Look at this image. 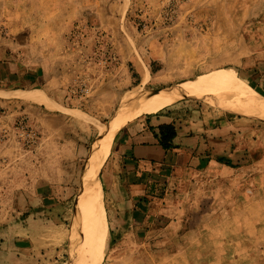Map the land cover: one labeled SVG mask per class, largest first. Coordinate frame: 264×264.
<instances>
[{
    "label": "rangeland",
    "instance_id": "374dc122",
    "mask_svg": "<svg viewBox=\"0 0 264 264\" xmlns=\"http://www.w3.org/2000/svg\"><path fill=\"white\" fill-rule=\"evenodd\" d=\"M0 61L34 75L25 83L0 70V213L16 190L70 186L61 230L75 264L78 176L100 128L139 94L195 76L231 74L257 93L246 76L264 61V0H0ZM2 90H37L66 110ZM230 117L241 160L196 176L160 230L111 232L102 193L98 264H264V122Z\"/></svg>",
    "mask_w": 264,
    "mask_h": 264
},
{
    "label": "crops",
    "instance_id": "0c3cea01",
    "mask_svg": "<svg viewBox=\"0 0 264 264\" xmlns=\"http://www.w3.org/2000/svg\"><path fill=\"white\" fill-rule=\"evenodd\" d=\"M0 70L14 81H33L34 75L21 71L17 63L0 61ZM230 76L235 78L226 74ZM246 79L256 94L264 97V61L258 63L255 77ZM1 92L10 96L26 91ZM200 99L207 100L189 101ZM53 110L63 113L66 109L56 104ZM230 115L249 118L219 97L185 98L117 130L99 172L110 231L160 230L192 194L189 189L195 187L196 176L203 170L232 169L216 161V157L231 162L242 157L241 134L235 131L233 135L240 124L233 123ZM169 131L174 134L168 141ZM73 197L66 185L41 184L16 190L10 207L0 213V264H70L71 231L62 233L61 212Z\"/></svg>",
    "mask_w": 264,
    "mask_h": 264
},
{
    "label": "bare ground",
    "instance_id": "6f19581e",
    "mask_svg": "<svg viewBox=\"0 0 264 264\" xmlns=\"http://www.w3.org/2000/svg\"><path fill=\"white\" fill-rule=\"evenodd\" d=\"M12 94L50 111L56 108L52 100L37 90L14 92L10 95ZM202 97H219L238 113L264 120V97L245 86L235 84L219 72L195 76L148 94L141 93L132 101L117 107L106 125L100 128L102 135L96 136L97 139L91 143L86 163L78 176L75 215L82 235L83 256L75 264H98L105 247L106 221L101 201L99 171L108 155L115 132L131 120L144 114L155 113L181 99Z\"/></svg>",
    "mask_w": 264,
    "mask_h": 264
},
{
    "label": "trees",
    "instance_id": "16d2710c",
    "mask_svg": "<svg viewBox=\"0 0 264 264\" xmlns=\"http://www.w3.org/2000/svg\"><path fill=\"white\" fill-rule=\"evenodd\" d=\"M173 131H169V133L167 134V140L169 141L172 137H173ZM216 161L219 162V163H222V164H225L226 166L228 167H231L233 168L234 166H232L229 162L228 159L226 158H223V157H216Z\"/></svg>",
    "mask_w": 264,
    "mask_h": 264
},
{
    "label": "built area",
    "instance_id": "2783aa9c",
    "mask_svg": "<svg viewBox=\"0 0 264 264\" xmlns=\"http://www.w3.org/2000/svg\"><path fill=\"white\" fill-rule=\"evenodd\" d=\"M18 126L21 128L22 126L20 124H18Z\"/></svg>",
    "mask_w": 264,
    "mask_h": 264
}]
</instances>
